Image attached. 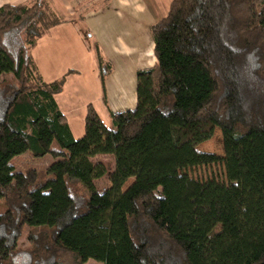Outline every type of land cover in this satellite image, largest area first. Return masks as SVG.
<instances>
[{"label":"trees","instance_id":"1","mask_svg":"<svg viewBox=\"0 0 264 264\" xmlns=\"http://www.w3.org/2000/svg\"><path fill=\"white\" fill-rule=\"evenodd\" d=\"M51 4L0 7V264H264V0H172L136 109L108 128L89 106L80 139L56 101L67 76L45 82L32 57L68 22ZM217 130L224 156L199 152ZM28 151L56 162L17 172ZM219 163L226 182L188 174Z\"/></svg>","mask_w":264,"mask_h":264},{"label":"crops","instance_id":"2","mask_svg":"<svg viewBox=\"0 0 264 264\" xmlns=\"http://www.w3.org/2000/svg\"><path fill=\"white\" fill-rule=\"evenodd\" d=\"M31 1L0 0V7ZM171 1L106 0L100 7L88 8L77 19L71 18L72 12L83 9L76 3L71 9L66 7L70 18L60 16L68 22L54 27L38 41L32 57L44 81L52 83L67 76L56 101L76 139L85 134L89 106L96 109L108 128H112V113L136 109L137 73L157 62L151 31L167 15ZM80 24L92 35L91 39H85ZM95 44L113 69L104 84Z\"/></svg>","mask_w":264,"mask_h":264},{"label":"rangeland","instance_id":"3","mask_svg":"<svg viewBox=\"0 0 264 264\" xmlns=\"http://www.w3.org/2000/svg\"><path fill=\"white\" fill-rule=\"evenodd\" d=\"M106 0H66L67 3L63 4L59 0H57L56 4L52 1V7L56 11L59 16L64 18H70L69 11L67 9H71L77 3L83 10H79L78 12H72L71 18H78V16L84 14L85 11L89 10L88 8H97L102 6ZM67 7V9H66ZM81 26V24H80ZM84 29V26L80 27ZM198 151L201 153L213 154L219 157L224 156V147H223V137L220 130H217L213 138L198 147ZM92 161L95 165L102 164L106 170L107 174L95 181V185L99 192H104L108 189L111 185L109 176L115 168V161L111 155H99L92 158ZM56 162L51 156L46 157H36L31 152H25L24 154L15 157L11 164L15 167L17 172H27L28 170L36 169L38 171L47 172L48 169L52 164ZM188 174L193 179L199 181H207V180H217L220 182H226V172L225 168L222 163L211 165V166H204V167H197L188 170ZM134 180H129L126 186H124V191L133 183ZM28 231L25 230L23 237L20 240L21 247H28L29 242L27 239ZM88 264H101L90 260Z\"/></svg>","mask_w":264,"mask_h":264}]
</instances>
